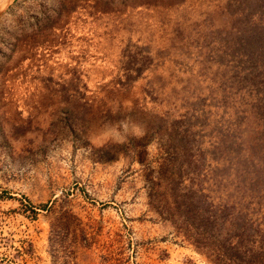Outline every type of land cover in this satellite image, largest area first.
I'll list each match as a JSON object with an SVG mask.
<instances>
[{
	"label": "rangeland",
	"instance_id": "rangeland-1",
	"mask_svg": "<svg viewBox=\"0 0 264 264\" xmlns=\"http://www.w3.org/2000/svg\"><path fill=\"white\" fill-rule=\"evenodd\" d=\"M0 4V264H213L177 203L264 207V0Z\"/></svg>",
	"mask_w": 264,
	"mask_h": 264
},
{
	"label": "trees",
	"instance_id": "trees-1",
	"mask_svg": "<svg viewBox=\"0 0 264 264\" xmlns=\"http://www.w3.org/2000/svg\"><path fill=\"white\" fill-rule=\"evenodd\" d=\"M194 197L184 198L177 206L186 226L204 238L193 241L195 248L213 264H264V207L255 203V216L248 219L238 209L233 211V203L206 205L199 194ZM256 202L264 203V198L257 197Z\"/></svg>",
	"mask_w": 264,
	"mask_h": 264
},
{
	"label": "bare ground",
	"instance_id": "bare-ground-1",
	"mask_svg": "<svg viewBox=\"0 0 264 264\" xmlns=\"http://www.w3.org/2000/svg\"><path fill=\"white\" fill-rule=\"evenodd\" d=\"M1 1H4V0H0V3H1ZM9 3V2H8ZM1 5V4H0ZM3 5V4H2ZM7 5V4H6Z\"/></svg>",
	"mask_w": 264,
	"mask_h": 264
}]
</instances>
